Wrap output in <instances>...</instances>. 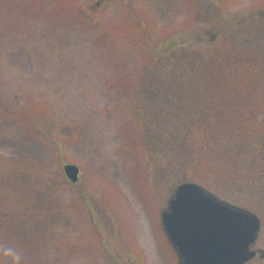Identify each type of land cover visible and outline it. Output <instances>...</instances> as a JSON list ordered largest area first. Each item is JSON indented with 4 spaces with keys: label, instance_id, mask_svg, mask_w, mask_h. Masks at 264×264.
<instances>
[{
    "label": "rangeland",
    "instance_id": "1",
    "mask_svg": "<svg viewBox=\"0 0 264 264\" xmlns=\"http://www.w3.org/2000/svg\"><path fill=\"white\" fill-rule=\"evenodd\" d=\"M186 1L0 0V247L21 264H178L159 214L185 182L258 217L264 264V0Z\"/></svg>",
    "mask_w": 264,
    "mask_h": 264
},
{
    "label": "water",
    "instance_id": "2",
    "mask_svg": "<svg viewBox=\"0 0 264 264\" xmlns=\"http://www.w3.org/2000/svg\"><path fill=\"white\" fill-rule=\"evenodd\" d=\"M62 169L69 182H77L75 165L65 164ZM160 221L178 264H243L255 255L250 246L259 230L257 216L195 183L176 186Z\"/></svg>",
    "mask_w": 264,
    "mask_h": 264
},
{
    "label": "clouds",
    "instance_id": "3",
    "mask_svg": "<svg viewBox=\"0 0 264 264\" xmlns=\"http://www.w3.org/2000/svg\"><path fill=\"white\" fill-rule=\"evenodd\" d=\"M3 255L10 258L13 261V264H21V255L14 246L5 245L0 247Z\"/></svg>",
    "mask_w": 264,
    "mask_h": 264
},
{
    "label": "flooded vegetation",
    "instance_id": "4",
    "mask_svg": "<svg viewBox=\"0 0 264 264\" xmlns=\"http://www.w3.org/2000/svg\"><path fill=\"white\" fill-rule=\"evenodd\" d=\"M186 3H190V2L187 0ZM196 9H197V7H196ZM197 15H198V14L196 13V16H197ZM172 193H173V192H172ZM172 193L169 195L168 200H169L170 196L172 195ZM168 200H167V202H168ZM167 202H166V205H165V207H164L163 209H165V208L167 207ZM159 221H160V220H159ZM159 223H161V222H159ZM160 229H161V232H162V234H163V238H164L163 242H164L165 244L169 245V246L173 249V247L170 245V243L168 242V240H167V238H166V236H165V234H164V231H163V229H162L161 224H160ZM250 249H251V247H250ZM173 250H174V249H173ZM175 254H176V252H175ZM255 254H256V252H255ZM176 255H177V254H176ZM254 257H255V256H254ZM254 257H253V258H254ZM258 257L261 259V258L264 257V255L261 254V253H259ZM177 258H178V256H177ZM253 258H252V259H253ZM249 261H251V259L248 260L247 262H245L244 264H247Z\"/></svg>",
    "mask_w": 264,
    "mask_h": 264
}]
</instances>
